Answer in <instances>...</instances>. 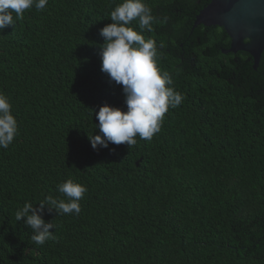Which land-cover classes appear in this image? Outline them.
<instances>
[{"label":"trees","instance_id":"16d2710c","mask_svg":"<svg viewBox=\"0 0 264 264\" xmlns=\"http://www.w3.org/2000/svg\"><path fill=\"white\" fill-rule=\"evenodd\" d=\"M211 1L146 0L144 36L184 99L131 148L89 140L100 107H127L100 56L123 0H48L0 33V92L19 126L0 148V264H264V52L254 70L222 53L223 28H194ZM70 178L87 187L81 213L45 210L56 239L36 245L15 212Z\"/></svg>","mask_w":264,"mask_h":264},{"label":"clouds","instance_id":"9594fccd","mask_svg":"<svg viewBox=\"0 0 264 264\" xmlns=\"http://www.w3.org/2000/svg\"><path fill=\"white\" fill-rule=\"evenodd\" d=\"M47 5L48 0H0V33L9 26L16 27L26 10L42 11ZM110 19L112 23L100 29L105 41L100 53L101 71L110 82L122 85L127 107L124 110L104 104L95 112L99 134L89 135L94 150L108 148L110 143L127 144L131 148L136 145L137 137L151 141L161 131L165 115L184 99L175 90L172 76L158 65L155 40L144 36V32L153 31L155 22L146 0H123L110 12ZM12 109L10 97L0 92L2 149H8L18 135V121ZM56 192L59 195L48 194L38 207L26 202L15 212V219L32 231L31 240L36 245L56 239L55 231H51L56 225L45 221V210L54 211L57 216H78L87 187L70 178L59 183Z\"/></svg>","mask_w":264,"mask_h":264},{"label":"water","instance_id":"95a60500","mask_svg":"<svg viewBox=\"0 0 264 264\" xmlns=\"http://www.w3.org/2000/svg\"><path fill=\"white\" fill-rule=\"evenodd\" d=\"M200 25L223 28L231 44L222 53H246L258 69L264 52V0H212L196 17L194 28Z\"/></svg>","mask_w":264,"mask_h":264}]
</instances>
